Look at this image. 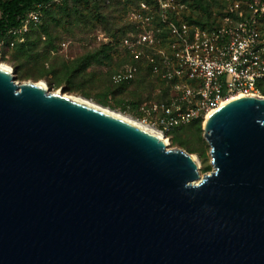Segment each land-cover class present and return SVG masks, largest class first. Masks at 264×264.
Returning a JSON list of instances; mask_svg holds the SVG:
<instances>
[{
	"label": "water",
	"instance_id": "1",
	"mask_svg": "<svg viewBox=\"0 0 264 264\" xmlns=\"http://www.w3.org/2000/svg\"><path fill=\"white\" fill-rule=\"evenodd\" d=\"M103 108L0 66V264H264V96L205 117L203 175Z\"/></svg>",
	"mask_w": 264,
	"mask_h": 264
},
{
	"label": "rangeland",
	"instance_id": "2",
	"mask_svg": "<svg viewBox=\"0 0 264 264\" xmlns=\"http://www.w3.org/2000/svg\"><path fill=\"white\" fill-rule=\"evenodd\" d=\"M251 1H54L26 33L6 41L0 61L12 68L19 82L44 81L51 91L145 119L170 147L194 155L203 175L213 170L203 130L208 112L199 82L175 72L171 29L191 22L237 23L251 15ZM260 25L264 29V18ZM188 107L197 114L181 124L168 122L166 108L175 113Z\"/></svg>",
	"mask_w": 264,
	"mask_h": 264
},
{
	"label": "built area",
	"instance_id": "3",
	"mask_svg": "<svg viewBox=\"0 0 264 264\" xmlns=\"http://www.w3.org/2000/svg\"><path fill=\"white\" fill-rule=\"evenodd\" d=\"M250 7L251 15L237 23H182L171 29L175 72L199 82L202 106L207 112L236 94L264 95V29L260 25L264 0H252ZM41 16V8L30 11L21 25L12 27L0 39V51L9 38L26 33ZM176 112L165 109L169 123L186 122L197 114V109L188 107Z\"/></svg>",
	"mask_w": 264,
	"mask_h": 264
},
{
	"label": "trees",
	"instance_id": "4",
	"mask_svg": "<svg viewBox=\"0 0 264 264\" xmlns=\"http://www.w3.org/2000/svg\"><path fill=\"white\" fill-rule=\"evenodd\" d=\"M53 2L54 0H0V39L5 38L12 27L21 25L30 11L41 8L44 14ZM97 19L103 18L98 15Z\"/></svg>",
	"mask_w": 264,
	"mask_h": 264
},
{
	"label": "bare ground",
	"instance_id": "5",
	"mask_svg": "<svg viewBox=\"0 0 264 264\" xmlns=\"http://www.w3.org/2000/svg\"><path fill=\"white\" fill-rule=\"evenodd\" d=\"M0 66L1 67H5V68H7V69H10V66L9 65H7V64H5V63H2L1 61H0ZM40 84H42L43 86H45L46 85V83L44 82V81H40ZM254 95V94H253ZM255 95H258V94H255ZM69 96H71L72 98H74V99H76V100H79V101H81V102H84V103H87V104H89V105H91V106H94V107H98V108H100V107H102L101 105H99V104H97V103H95V102H93V101H91V100H88V99H86V98H84V97H81V96H73V95H69ZM240 96H243V94H236V95H233V96H231V97H229V98H227V99H225V100H223L217 107H219V106H221V105H224L225 103H227L228 101H230V100H232V99H234V98H236V97H240ZM260 96H264V95H260ZM216 107V108H217ZM104 110H106V111H108V112H110V113H112V114H114V115H117V116H119V117H121V118H124V119H126V120H128V121H130V122H132V123H135V124H138V125H140L141 127H144V128H146V129H148L149 131H151V132H153V133H155V134H157V135H161L160 134V132L158 131V130H156L155 128H153V127H151V126H149V125H147V124H145V123H143V122H141V121H138L137 119H135V118H133V117H131V116H128V115H124V114H122V113H119V112H117V111H114V110H111L110 108H103ZM214 110V109H213ZM213 110H210L208 113H207V116L211 113V111H213ZM206 116V117H207ZM164 137V136H163Z\"/></svg>",
	"mask_w": 264,
	"mask_h": 264
}]
</instances>
